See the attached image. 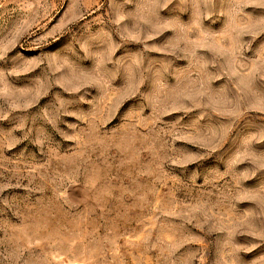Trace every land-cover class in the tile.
Masks as SVG:
<instances>
[{"label":"rangeland","instance_id":"obj_1","mask_svg":"<svg viewBox=\"0 0 264 264\" xmlns=\"http://www.w3.org/2000/svg\"><path fill=\"white\" fill-rule=\"evenodd\" d=\"M0 264H264V0H0Z\"/></svg>","mask_w":264,"mask_h":264}]
</instances>
